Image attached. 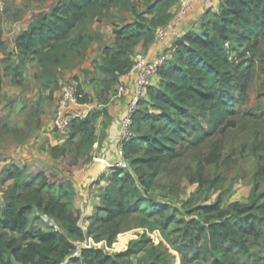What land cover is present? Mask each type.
<instances>
[{"label": "trees", "instance_id": "trees-1", "mask_svg": "<svg viewBox=\"0 0 264 264\" xmlns=\"http://www.w3.org/2000/svg\"><path fill=\"white\" fill-rule=\"evenodd\" d=\"M126 1H59L51 13L39 15L17 36L16 61L5 60L6 74L19 83L27 66L36 62L34 79L42 90L58 88L59 68L70 54L83 56V49L93 40L90 24ZM178 2L155 0L143 13L133 10L134 20L114 29V44L105 47L103 57L95 61L103 88L98 96L101 102L105 96L110 99L120 76L133 67L137 48L141 45L146 51L156 30L169 24ZM218 7L206 13L198 31H188L173 43L171 59L158 70L157 85L148 87L132 116V136L123 143L128 169L113 167L109 176L103 174L95 183L107 185L100 188L96 213L86 217L88 227L82 225L83 210L74 205L73 179L74 170L95 159L96 117H76L67 141L50 148L52 158H62L69 166L68 173L25 175L17 166L4 171L5 182L12 184L0 209V264H65L67 259V264H174L175 257L163 242L155 245L147 234L157 231L178 252L182 264H264V191L259 180L248 204L223 207L218 199L196 207L186 220L177 219V210L166 214L165 205L150 196L165 168L181 160L186 150L199 149L237 128L240 116L245 115L254 72L264 53V0H224ZM3 36L0 14L1 48L5 47ZM78 92L81 104L91 102L79 86ZM43 104L41 97L39 117ZM104 114L109 117L106 109ZM257 118L264 121V112ZM255 154L261 161L258 151ZM221 158L222 145L214 143L202 165L217 166ZM203 169L198 168L189 181L204 186ZM215 186L212 180L209 188ZM35 214L47 230L31 226ZM137 228L147 232L119 253L79 247L92 239L111 248L119 235ZM79 249L80 256H75Z\"/></svg>", "mask_w": 264, "mask_h": 264}, {"label": "rangeland", "instance_id": "rangeland-1", "mask_svg": "<svg viewBox=\"0 0 264 264\" xmlns=\"http://www.w3.org/2000/svg\"><path fill=\"white\" fill-rule=\"evenodd\" d=\"M58 1L60 0H45L44 2L56 4ZM154 1L127 0L112 7L110 11L105 13L102 20H94L88 31L90 35L94 36L93 40L83 49V56H71L70 54L64 66L59 68L58 88L53 91L42 90L40 84L34 79L36 62L27 66L22 80L17 83L11 75L5 72V65L8 64L5 60L8 58L6 61L15 62L16 56L12 54L7 56L6 52L4 53L5 57L1 58L0 56V209L5 204L4 193L12 184V182H5V170H11L17 166L24 171L25 175L38 171L63 175L71 171L62 158L54 159L50 154L51 147L62 146L68 139V134H55L56 132L54 133L51 129L56 103L63 83L67 81L77 83L84 95H88L91 101L88 104L80 103L73 107L75 118L96 117L95 124L99 131L108 126L110 119L104 114V105L108 104L110 99L105 96L102 102L106 104H102L98 98L103 88L101 79L98 80L99 74L95 70V61L103 57L105 47L114 44V29L123 26L126 22L133 21L135 18L133 10L143 13ZM10 2L5 12L8 10ZM128 3L129 6H127ZM220 4L221 2L215 6ZM21 13L23 14V9L18 14ZM17 16L15 13L14 17ZM175 29L178 30L177 27ZM3 49L5 47H2L0 51ZM139 52L144 53L145 51L140 50ZM261 56V62L254 72L248 103L243 109L245 115L240 116L237 128L213 138L199 149L190 148L186 150L181 160L165 168L163 175L156 183V187L150 192L155 203L162 207L165 205L166 214L177 210V219L186 220L191 218L196 207L210 205L218 199L222 200L223 207H228L233 203L248 204L257 180L260 181V191H264V121L257 118L259 113L264 112V70L262 69L264 67V53ZM125 84H127L126 81ZM41 97L44 98V104L42 106L43 114L39 117L38 102ZM39 118L40 124L38 125ZM214 143L222 145L220 164L205 167L204 164L202 165L204 155L209 152ZM255 145L259 146L255 147ZM255 151H258L259 156L261 155V161L257 158ZM92 163L83 164L81 168L74 170L75 188L79 189L80 185L85 183L82 177ZM198 168H204L207 178L204 186L191 183L188 179L190 175H194ZM106 174L107 172L104 175ZM212 180H215L216 186L209 188ZM85 185L97 197L100 195V188L105 186V182L100 186L89 183ZM77 195L76 193L74 205L76 208L82 209ZM86 217L84 216L82 220V225L85 228L89 225ZM31 226L36 229L47 230V226L41 221L38 214L31 217ZM145 232H147L146 229H133L119 235L111 248L106 242L97 244L93 241L94 247L102 248L109 254L119 253L125 251L131 241L138 240L140 235ZM147 234L155 245L163 242L175 257L174 264H182L178 252L163 240L158 231L147 232ZM90 243V239L83 241L79 243V247L82 248V246L90 245ZM80 254L79 249L75 256H80ZM134 262L137 261L134 260ZM67 263L68 259L65 261V264Z\"/></svg>", "mask_w": 264, "mask_h": 264}, {"label": "crops", "instance_id": "crops-1", "mask_svg": "<svg viewBox=\"0 0 264 264\" xmlns=\"http://www.w3.org/2000/svg\"><path fill=\"white\" fill-rule=\"evenodd\" d=\"M45 1V0H44ZM44 1L38 0H12L10 2L9 7L7 8L6 12L1 14L3 16V29H4V45H5V52L6 54L17 55V48H16V38L22 32L28 30L31 23L39 17L41 14H49L52 12L56 4L45 3ZM61 1V0H60ZM224 0H198L192 12L188 15V17L180 22L177 26L178 34L175 37H171L160 44L150 45L148 49L144 52L149 54L151 57H157L159 55H165L167 60L171 59L170 56V49L174 42H176L180 37H183L188 31H198L201 27L202 20L204 19L206 13L209 10L217 11L219 2H223ZM178 8V5L172 10ZM23 9V14H18ZM15 13L18 15L14 17ZM1 49V48H0ZM140 50H145L141 45L137 48V52ZM4 51H0L1 58L4 56ZM0 58V59H1ZM127 85H133L134 80L132 77H128L126 80ZM129 83V84H128ZM158 79L155 80L154 85H157ZM129 95L125 97L123 101H110L108 104L104 105V108L109 113L110 122L108 126L103 130V133L98 130L96 134L98 136V143L94 148L93 157L101 158L103 160H107L111 167L112 163V151L116 147V145L122 142L121 138V119L124 117V114L127 109V100ZM51 129L55 133L52 123ZM57 134V133H55ZM101 134V136H100ZM111 172V168L107 171L106 176H109ZM86 172H84L83 180L85 183L80 185L79 189L76 188L78 202L81 204V208L84 212V216H91L94 215L100 206V198L99 195L95 197V193L92 192L90 189H87L85 185L87 182L85 180ZM82 180V181H83ZM107 184L105 183V186ZM96 199V201H95ZM88 222V221H87ZM89 223V222H88ZM20 264V263H16Z\"/></svg>", "mask_w": 264, "mask_h": 264}, {"label": "built area", "instance_id": "built-area-1", "mask_svg": "<svg viewBox=\"0 0 264 264\" xmlns=\"http://www.w3.org/2000/svg\"><path fill=\"white\" fill-rule=\"evenodd\" d=\"M197 1L198 0H179L178 8L172 13L169 24L164 27H159L156 30L154 42L151 45L163 43L167 39L179 35L175 27L192 12ZM9 2L10 0H0V14L5 12ZM166 60L167 58L165 55L151 57L149 54L137 52L134 57L133 67L127 73L120 76L119 84L110 95V101H123L125 97L129 95L127 109L120 123L122 142L113 149L112 160H109L113 167L122 169H128L129 167L124 156L123 143L132 136V116L139 108L140 101L145 97L148 87L153 86L155 80L158 79V70ZM128 77H132L134 80L133 85L125 84V80ZM81 97L82 95L78 92L77 83H73V81L63 83L60 88L52 120V127L56 133L68 134L71 123L75 119V114L72 109L74 106L80 104L79 99ZM96 159L101 158H95L94 160ZM44 220L49 222V225L55 230H59L57 224L53 220H50L48 217H44ZM90 241V245L82 246V248L94 246L93 240L90 239Z\"/></svg>", "mask_w": 264, "mask_h": 264}, {"label": "water", "instance_id": "water-1", "mask_svg": "<svg viewBox=\"0 0 264 264\" xmlns=\"http://www.w3.org/2000/svg\"><path fill=\"white\" fill-rule=\"evenodd\" d=\"M111 166L109 163L103 159H96L89 167L86 172L85 180L89 184H95L96 181L107 171H109Z\"/></svg>", "mask_w": 264, "mask_h": 264}]
</instances>
